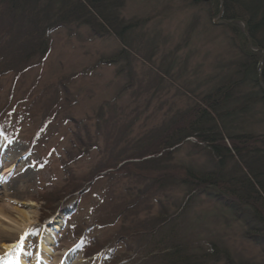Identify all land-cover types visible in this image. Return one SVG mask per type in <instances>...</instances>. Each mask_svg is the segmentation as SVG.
<instances>
[{"label":"rangeland","instance_id":"1","mask_svg":"<svg viewBox=\"0 0 264 264\" xmlns=\"http://www.w3.org/2000/svg\"><path fill=\"white\" fill-rule=\"evenodd\" d=\"M113 2L117 26H129L121 38L69 20L39 36L45 54L19 71L5 72L11 64L0 55V172L8 169L0 179L14 206L36 210L0 264H30L48 234V264H153L142 256L159 238L193 254L214 242L237 262L261 261L240 221L221 203L186 196L174 175L207 157L194 152L193 138L159 152L157 137L181 125L239 55L221 13L210 0ZM8 39L0 50L12 54ZM249 117L243 127L263 132L258 105ZM145 150L157 151V166ZM163 170L171 172L157 186Z\"/></svg>","mask_w":264,"mask_h":264},{"label":"trees","instance_id":"2","mask_svg":"<svg viewBox=\"0 0 264 264\" xmlns=\"http://www.w3.org/2000/svg\"><path fill=\"white\" fill-rule=\"evenodd\" d=\"M113 1L0 0V37L3 40L9 36L5 44L13 52L7 54L8 48L0 50L1 57L11 64L10 68L3 66L4 71L18 69L17 65L25 64L37 53L45 54L46 49L38 42L39 36L69 20L89 26L96 24L105 33L121 38L129 26H117L121 20ZM210 1L211 10L216 15L221 13L225 26L230 29L239 55L228 72L225 70L201 95L196 106L182 114L181 125L171 126L157 137H161L159 152L162 158L189 137L193 138L190 145L194 152L207 157L196 168L173 170L187 188L186 196L191 199L204 196L221 203L243 224L242 237L258 246L263 258L258 262H237L214 242L209 250L193 254L179 243L163 241L165 244H162L159 238L152 250L142 256L153 264H216L219 260L225 261L224 264H264V131L255 133L242 125L257 105L264 116V0ZM155 153L150 150L144 153L153 155L146 158L147 162H154L151 167L157 166ZM170 172L163 170L155 178L160 179L156 185ZM149 233L154 235L153 230Z\"/></svg>","mask_w":264,"mask_h":264},{"label":"bare ground","instance_id":"3","mask_svg":"<svg viewBox=\"0 0 264 264\" xmlns=\"http://www.w3.org/2000/svg\"><path fill=\"white\" fill-rule=\"evenodd\" d=\"M7 170L8 169H2L0 176H5L8 172ZM9 193L8 187L6 184L2 183V180L0 179V255L3 252L11 250L19 239L22 238L32 224L36 213L35 207L32 204H26L28 210H22L17 206H14L12 202H17V200L13 199V197L10 198L11 195ZM9 211L14 213V216ZM55 228H57V226ZM49 240V234L42 239V244H40L41 253H37L30 264L35 263L38 257L48 264L53 251L48 245ZM53 260L54 264H56V258H53ZM64 263L75 264L71 261ZM20 264L28 263L25 260L24 262L21 261Z\"/></svg>","mask_w":264,"mask_h":264}]
</instances>
